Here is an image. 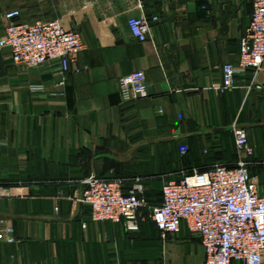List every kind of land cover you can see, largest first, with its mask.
I'll list each match as a JSON object with an SVG mask.
<instances>
[{
  "label": "crops",
  "instance_id": "obj_1",
  "mask_svg": "<svg viewBox=\"0 0 264 264\" xmlns=\"http://www.w3.org/2000/svg\"><path fill=\"white\" fill-rule=\"evenodd\" d=\"M64 4L0 0L1 29L5 13L20 8L23 20L60 19L85 41L64 86L57 84L58 65L26 68L0 49V185L29 187L25 196L0 197V228L12 226L15 235L14 242L0 241V264H206L200 239L185 223L163 236L146 220L134 230L92 221L91 208L76 200L83 190L79 179L152 172L159 155L177 156L171 176L231 165L237 159L235 125L246 128L257 159H264V64L256 77L260 89L251 86V72L239 74L231 90L214 88L223 65L238 62L252 3ZM141 15L158 16L146 41L127 25L130 16ZM136 70L145 72L151 91L123 103L119 80ZM37 85L44 90H33ZM181 143L189 145L185 156ZM255 170L264 183V169Z\"/></svg>",
  "mask_w": 264,
  "mask_h": 264
},
{
  "label": "built area",
  "instance_id": "obj_2",
  "mask_svg": "<svg viewBox=\"0 0 264 264\" xmlns=\"http://www.w3.org/2000/svg\"><path fill=\"white\" fill-rule=\"evenodd\" d=\"M252 17L240 38L237 63L226 62L222 68V82L215 85L224 92L237 86L239 74L251 72V86L264 64V0H249ZM22 10L14 8L5 13L8 23L0 27V49H9L15 64L26 68L55 64L60 68L64 86L67 73L85 49L80 32L70 29L60 19L25 21ZM151 19L130 16L127 25L133 37L146 41L151 32ZM120 97L130 103L148 96V82L143 70L124 75L119 80ZM37 85L33 90H44ZM237 159L231 164L216 163L204 171H182L165 178L162 200L149 205L144 196L145 178L139 175L99 177L95 174L79 179L83 186L77 201L91 208L94 222L123 223L128 229H138L144 220V210L163 236L174 235L185 223L201 241L206 264H264V191L257 176L250 169L254 148L245 127L233 128ZM179 153L189 152V145L181 143ZM175 176V177H174ZM29 187L7 188L0 185V197L25 196ZM0 241L14 242V228H0Z\"/></svg>",
  "mask_w": 264,
  "mask_h": 264
},
{
  "label": "rangeland",
  "instance_id": "obj_3",
  "mask_svg": "<svg viewBox=\"0 0 264 264\" xmlns=\"http://www.w3.org/2000/svg\"><path fill=\"white\" fill-rule=\"evenodd\" d=\"M67 3H68V0L66 2L65 0H63V4L65 6L68 5ZM253 148H254V156L251 159V161L256 162L255 165H253V167L257 169L255 170L256 172H259L261 171L260 169H264V159H257L256 149L254 146ZM154 159H155L154 162L156 163V165H155V168L151 170L152 172L136 173V175H139L145 178L143 194L146 197L148 204L151 206L157 205L159 203L163 181L166 177L173 174L172 172H170L169 169H171V165L176 161L177 156L175 155L160 156L159 155L155 157ZM127 172L124 175H127ZM134 172H137V171H134ZM260 184L262 185V189L264 191V183H260ZM149 213H150V210L145 208L144 214L146 218L144 219V221L146 220L148 222L149 221L152 222Z\"/></svg>",
  "mask_w": 264,
  "mask_h": 264
},
{
  "label": "trees",
  "instance_id": "obj_4",
  "mask_svg": "<svg viewBox=\"0 0 264 264\" xmlns=\"http://www.w3.org/2000/svg\"><path fill=\"white\" fill-rule=\"evenodd\" d=\"M189 150H190V149H189ZM188 153H189V152H188ZM188 153H187V154H188ZM187 154H186V155H187ZM184 156H185V155H184ZM133 175H136V174H127V175H124V176H133ZM161 198H162V190H161V194H160V200H159V202L162 200ZM152 222H153V221H152ZM153 223H154V222H153Z\"/></svg>",
  "mask_w": 264,
  "mask_h": 264
},
{
  "label": "water",
  "instance_id": "obj_5",
  "mask_svg": "<svg viewBox=\"0 0 264 264\" xmlns=\"http://www.w3.org/2000/svg\"><path fill=\"white\" fill-rule=\"evenodd\" d=\"M148 91H149V92L151 91L150 87H148Z\"/></svg>",
  "mask_w": 264,
  "mask_h": 264
}]
</instances>
